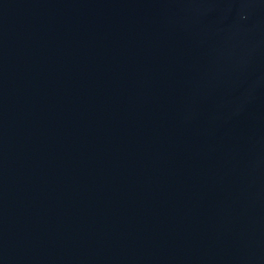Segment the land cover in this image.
<instances>
[{
	"label": "water",
	"instance_id": "95a60500",
	"mask_svg": "<svg viewBox=\"0 0 264 264\" xmlns=\"http://www.w3.org/2000/svg\"><path fill=\"white\" fill-rule=\"evenodd\" d=\"M0 264H264V0H0Z\"/></svg>",
	"mask_w": 264,
	"mask_h": 264
}]
</instances>
